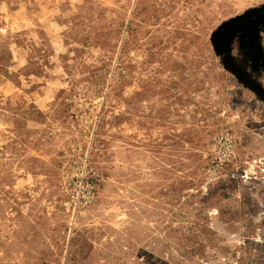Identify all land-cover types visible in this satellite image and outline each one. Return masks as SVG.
Listing matches in <instances>:
<instances>
[{"label":"rangeland","instance_id":"374dc122","mask_svg":"<svg viewBox=\"0 0 264 264\" xmlns=\"http://www.w3.org/2000/svg\"><path fill=\"white\" fill-rule=\"evenodd\" d=\"M0 264H264V0H0Z\"/></svg>","mask_w":264,"mask_h":264},{"label":"water","instance_id":"95a60500","mask_svg":"<svg viewBox=\"0 0 264 264\" xmlns=\"http://www.w3.org/2000/svg\"><path fill=\"white\" fill-rule=\"evenodd\" d=\"M247 24H249V22L247 21L245 24H244V27L246 28L247 27Z\"/></svg>","mask_w":264,"mask_h":264}]
</instances>
